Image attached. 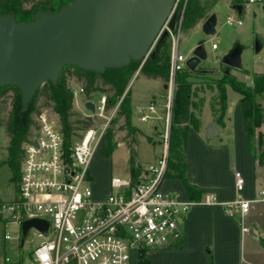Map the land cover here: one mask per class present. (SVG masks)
I'll list each match as a JSON object with an SVG mask.
<instances>
[{"label": "built area", "instance_id": "built-area-1", "mask_svg": "<svg viewBox=\"0 0 264 264\" xmlns=\"http://www.w3.org/2000/svg\"><path fill=\"white\" fill-rule=\"evenodd\" d=\"M181 1L176 0L158 39L164 32L173 33L168 22L175 13V28H181L185 12ZM248 2L264 3V0ZM227 22L242 24L234 17H228ZM178 39H174L170 64L172 83L176 74L187 68L188 57L178 52ZM213 48H217L216 44ZM73 91L74 94L78 92ZM79 92H84L82 87ZM169 94L167 122L160 134L162 155L140 168L136 178L132 173L127 178L112 177L110 190L103 198L94 194L91 163L106 142L107 129L117 115L122 99L115 107L107 108V97L103 95L95 105L94 115L98 114L104 122L84 129L77 141L72 134L69 144L59 119L47 110L39 112L34 135L24 144L16 199L0 203V223L6 227L10 222L20 226L23 219L34 217L49 222L46 233L34 228L30 230L41 241L33 248L29 264H134L143 252L147 255L151 250L178 247L182 243L181 226L191 208L190 202L182 200L178 193L164 191L169 171L172 84ZM155 112V104L149 105L141 120L154 118ZM89 117L93 118L92 115ZM254 152L264 161V128L256 133ZM261 168L254 198H244L245 179L236 171V198L223 203L226 213L238 221L242 234L258 240L264 239V229L252 225L250 219L254 208L264 205V165ZM205 201L215 203L217 199L209 195ZM8 215L12 216V221L7 220ZM3 237L12 239L8 230ZM1 259L4 264H21L20 260L13 261L9 256L4 255Z\"/></svg>", "mask_w": 264, "mask_h": 264}, {"label": "water", "instance_id": "water-1", "mask_svg": "<svg viewBox=\"0 0 264 264\" xmlns=\"http://www.w3.org/2000/svg\"><path fill=\"white\" fill-rule=\"evenodd\" d=\"M175 2L72 0L55 13L38 11L31 22L17 23L12 14L0 15V86L18 87L26 105L45 82H57L65 65L103 72L109 67L128 65L132 60L143 62L158 40ZM244 7L231 4L239 14ZM176 20L175 13L168 22L171 30L175 29ZM216 25L217 15L211 13L203 21L204 33L214 34ZM166 36L168 32L162 37ZM241 54L242 46L236 44L223 57L225 74L230 75L232 69L242 67ZM206 57L201 41L187 59V68L195 71ZM85 107L96 112L92 100L86 101ZM218 135L216 126L210 123L206 137L211 139ZM33 228L46 233L49 222L36 217L23 219L20 222L22 244Z\"/></svg>", "mask_w": 264, "mask_h": 264}, {"label": "trees", "instance_id": "trees-1", "mask_svg": "<svg viewBox=\"0 0 264 264\" xmlns=\"http://www.w3.org/2000/svg\"><path fill=\"white\" fill-rule=\"evenodd\" d=\"M72 0H0V15H14L17 23L31 22L35 19V14L38 11L58 12L62 6L70 4ZM233 3L243 4V0H232ZM209 16L207 8L201 0H192L184 12V17L181 25V31L190 29L205 20ZM168 37V36H166ZM166 37H160L158 47L162 46ZM164 55H158L157 49L154 54L150 55L143 63L142 73L147 78L160 79L164 82L170 80V57L171 52H164ZM160 59L163 62H160ZM159 60V61H158ZM142 60H132L128 65L120 67H109L103 72L86 70L75 65H65L59 75L57 82H45L35 93L34 97L25 105L22 101V94L18 87L14 85L0 86V98L12 94L13 109L8 115L6 122V132L10 139L9 145V166L12 171V179L18 182L21 175V164L24 158V144L27 142L31 127L37 128V121L32 119L31 113L38 114L40 108L51 107L58 114L61 129L65 135V139L70 143L72 134L75 129H88L93 125L92 117H81L75 121L79 126L75 127L71 121V111L73 109L74 91L70 87V81H75L81 84L83 93L87 99H91L95 93L107 92V108H112L122 99L116 118H123L124 122L120 129L127 130V135L131 137L129 143V153L131 162V173L136 178L139 169L137 165V150L135 145L137 139L135 137L137 129L132 126V106L130 90L124 95L131 79L134 77ZM223 70V78L216 83L218 91V103L220 105L218 121H221L228 108L227 86H231L241 96V105L244 114L245 128L252 137L253 128L263 123L264 108L257 100V97L264 95V73H255L253 76V84L237 79L233 75H227ZM243 71V70H242ZM195 74V71L184 69L175 76V96L172 107L171 132L169 142V167L172 169V174L184 180L188 192L193 201L195 200V189L185 179V163L184 151L187 145L188 131L190 126L198 127V114L201 112L204 99L201 98L197 103L193 99L198 95V88H192V83L189 79ZM108 79L111 87H104L103 79ZM210 90H214L213 85H209ZM111 92V94H110ZM40 98L41 105L38 107L34 103V98ZM193 110H197L198 114ZM212 111L215 113L216 108L212 106ZM22 129V130H20ZM262 142V140H261ZM117 147V137L113 127H109L106 132V142L103 144L100 154L102 156H110ZM259 165H264L262 158H258ZM17 196V195H16ZM15 196V199H16ZM1 203V202H0ZM261 246L264 248V239L260 240ZM211 264H214L213 257ZM140 264H150L146 258V253L143 252L140 257Z\"/></svg>", "mask_w": 264, "mask_h": 264}, {"label": "rangeland", "instance_id": "rangeland-1", "mask_svg": "<svg viewBox=\"0 0 264 264\" xmlns=\"http://www.w3.org/2000/svg\"><path fill=\"white\" fill-rule=\"evenodd\" d=\"M191 2L192 0L181 1V5H183L184 10L189 6ZM201 2L207 8L209 15L211 13H216V32L212 35H206L202 27L203 22L196 24L190 29H184L182 31L181 28L179 29L178 27H176L173 33L166 37V40L162 46L158 47L159 45L157 42L159 41V39L156 41L151 52L149 53V56L151 54L153 55L156 49L158 55H164L165 51H168V53L171 52V64L175 38H179L177 45L178 52L188 58L193 55V51L198 43L201 41L203 42L207 57L197 66L195 74L189 79V81H191L193 85L192 88L199 89L197 92L198 95L193 100L199 103L201 98L204 99L205 104L203 103L202 120L203 122H206L211 118V106H215L216 116H218L219 114L220 105L218 103V91L216 89L215 83L219 79L223 78V70L225 68V65L222 63L223 57L236 44H240L242 46V67L240 69H232L231 75L235 77L237 76V79L242 80L247 84H253L254 74L264 73V3H249L248 0H243V5L245 7L242 13L239 14L237 11L231 8V4H233L232 0H201ZM228 17H234L236 20H241L242 24H229L227 22ZM213 44H216L217 48H213ZM256 44H258V49H256ZM148 57L143 62H141L124 93L125 95L130 90V94L132 97L131 106L133 105L132 123L144 130L147 137L149 136L153 138L149 140V138L147 137V139L141 138L142 136H140L139 133H136L135 135V137H137L139 140L141 139L140 143L137 146V151L138 158L142 161H150L151 159H153L152 157L154 155L161 154L163 145L159 146L158 143L160 141L162 142L160 134L164 131L166 126L165 123L167 122V120L163 123V127L161 128L162 132L160 130V133H157L153 128V124L156 123L155 120L141 121V109L146 112V109L150 104H155V106L157 107V114L163 113V105L159 104L160 100H162L163 98V100L166 101L167 112V104L170 100L169 89L170 84H172V111L176 91L175 83L170 82V80L168 82L163 81V83L168 85L169 87V89L167 90L164 88L162 83L154 82L153 80H148L147 78H145L141 69L143 63L148 59ZM160 62H163V60L160 59ZM103 83L105 84L104 87L106 89H110L111 84L110 82H108V79H103ZM69 84L73 90H78V92L74 94L73 109L70 116L71 121L74 122V126H79L77 123H75L77 119L81 117H88L91 115L93 116V125L102 124L104 122V119L98 117V114L97 116H95L92 111L88 110L85 107V99L87 97L84 93L79 92L81 84L76 83L75 81H70ZM209 85H213L214 90H210ZM227 94L229 97V101L234 105H236L238 101L237 99L241 97L240 94L236 92L231 86H227ZM103 95L108 97L107 92H99L95 93L91 100L95 105H98L99 100ZM257 100L264 108V95L263 97H257ZM34 103L38 107L41 105V100L37 97V95L34 98ZM12 109L13 97L11 93L3 98H0V197L4 200H10L18 193L17 182L15 186V182L12 179V171L8 162L10 139L6 132V122L8 119V115ZM45 110H47L52 117L58 119V114L53 108H40L39 111L41 112ZM193 111L194 113L198 114L197 110ZM38 114L34 112L31 113L32 119L37 121ZM123 122V118H116L111 123L110 127L114 128L116 137L123 139L119 144L125 143L126 145H117L110 156H102L100 154V150L102 147L98 150L97 153L102 157H105L104 164L106 168L110 169V176L127 178L131 174L130 153L128 148L129 143H131V137L127 135V130L120 129L123 125ZM262 128H264L263 123L253 128L251 137L253 145L255 142L257 131ZM34 132L35 130L33 129V127H31L29 135L26 138L28 140L31 139L34 135ZM82 133L83 129H75L73 132L74 140H79ZM215 138L220 139L219 136H216ZM7 217V220L12 221L13 218L11 215H8ZM254 217L255 216L250 219V223L252 225L257 226L256 220H261L259 221V223H264V219H262V217H259L260 219L257 218L256 220L254 219ZM260 228H264V225L261 224ZM6 230H8L12 236V239L9 241H5L3 237ZM19 230L20 226L18 224L10 223L6 227L3 223H0V264H4L1 258L5 254H8L13 261H16L18 259L20 260L21 264H29L31 252L33 248L41 241V239L37 235H35L33 231H31L22 244L20 237H18ZM262 257V260L260 258L259 260H257V262L260 264H264V256Z\"/></svg>", "mask_w": 264, "mask_h": 264}, {"label": "crops", "instance_id": "crops-1", "mask_svg": "<svg viewBox=\"0 0 264 264\" xmlns=\"http://www.w3.org/2000/svg\"><path fill=\"white\" fill-rule=\"evenodd\" d=\"M145 78L147 77L145 76ZM147 79L160 82L165 88L166 84L162 80ZM165 89L168 90L169 87ZM91 99L86 98L85 102ZM240 99L241 97L234 105L228 97V108L221 121L217 120L218 116H216V112L212 111L210 104L211 118L203 122L201 110L198 114V127L190 126L184 151L185 179L194 187L195 200L199 201H193L184 180L174 176L169 167L164 181V191L178 193L182 200L190 202L191 208L181 226L184 232L182 243L178 247L149 251L146 258L150 264H211L210 254L214 264H260L257 260L263 259L264 248L261 246L260 240L250 235H243L236 218L228 215L223 206L224 202L236 198L234 180L236 171L241 172L245 179L244 198L252 199L255 197L257 181L262 170L254 152L252 138L245 128ZM159 104L163 105V113L157 114L156 110L153 114L154 118L149 119L156 121L153 128L157 133H160V130L162 132L161 128L167 116L166 101L162 98ZM143 112L141 109V116ZM210 123L216 126L220 139L206 137V130ZM132 126L137 129L141 138L147 137L144 130L133 123ZM147 138L153 139L149 136ZM118 139L121 140L118 141ZM136 139L135 148L137 150L141 139L139 140L137 137ZM122 140L117 137V145H126L125 143L119 144ZM158 144L162 146L161 141ZM162 152L163 146L161 154L154 155L150 161H142L138 158L137 151L138 169L156 161ZM104 159L105 157L96 153L91 163L92 186L97 198H103L110 190L112 176H110V169L106 168L104 164ZM209 195L215 196L217 202L207 203L205 200ZM14 199L15 197L4 200L0 197L1 203H9ZM253 216H255V220L259 217L264 219V205H257L253 210L252 218ZM259 221L256 220L257 227H260L261 224L264 225ZM5 256L9 255L5 254ZM134 264H140L139 257Z\"/></svg>", "mask_w": 264, "mask_h": 264}]
</instances>
